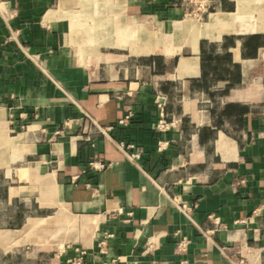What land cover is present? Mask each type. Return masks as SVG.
<instances>
[{
	"label": "crops",
	"instance_id": "crops-1",
	"mask_svg": "<svg viewBox=\"0 0 264 264\" xmlns=\"http://www.w3.org/2000/svg\"><path fill=\"white\" fill-rule=\"evenodd\" d=\"M182 1L0 0V264H264V0Z\"/></svg>",
	"mask_w": 264,
	"mask_h": 264
},
{
	"label": "built area",
	"instance_id": "built-area-1",
	"mask_svg": "<svg viewBox=\"0 0 264 264\" xmlns=\"http://www.w3.org/2000/svg\"><path fill=\"white\" fill-rule=\"evenodd\" d=\"M182 4L185 8H187V12L186 15L191 16H197V15H201L204 13H208L209 11H211L213 9L212 7V3L211 0H183ZM192 5H194L195 7L191 8ZM165 104L161 101H158V108H159V118L157 121V129L160 132L163 133H167L173 129H175L178 125V120L173 118V119H169L167 113L165 112ZM132 114H129L125 117L124 120L121 121L122 124L126 123L129 119H131ZM111 128H104L101 130L102 133L106 134L108 130H110ZM163 142H161L159 144V149L163 148ZM127 148L129 149H134V145H127ZM140 154L138 152H134L132 154L129 155V157L132 160L135 159H139L140 158ZM90 165L95 168L96 170H104L106 168V165L100 162H96L93 161L90 163ZM208 218L213 221L216 225H220V220L217 216H215L214 214H211L208 216ZM189 245V240L187 238H183L181 239L178 244H177V250L179 253H183L187 250V247ZM101 246V250H104L105 246H106V239L104 241H102L100 243ZM77 253L78 256H76L73 259H70L68 261V264H82L83 259H84V255L86 254L85 250H80L77 249ZM237 264H247L246 260L243 258L238 259Z\"/></svg>",
	"mask_w": 264,
	"mask_h": 264
},
{
	"label": "rangeland",
	"instance_id": "rangeland-1",
	"mask_svg": "<svg viewBox=\"0 0 264 264\" xmlns=\"http://www.w3.org/2000/svg\"><path fill=\"white\" fill-rule=\"evenodd\" d=\"M195 7L194 5H192L191 8ZM210 14V11L208 13H204V14H201V15H197V16H194V15H191V16H188L187 19L189 22H196L195 23H207L208 22V15ZM198 21V22H197Z\"/></svg>",
	"mask_w": 264,
	"mask_h": 264
}]
</instances>
